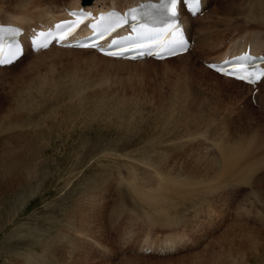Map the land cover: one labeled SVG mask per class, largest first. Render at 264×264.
<instances>
[{
	"label": "rangeland",
	"instance_id": "374dc122",
	"mask_svg": "<svg viewBox=\"0 0 264 264\" xmlns=\"http://www.w3.org/2000/svg\"><path fill=\"white\" fill-rule=\"evenodd\" d=\"M238 1L231 27L180 60L63 49L0 71V264H264V84L251 100L204 65L237 33L264 35V0ZM147 237L183 244L147 255Z\"/></svg>",
	"mask_w": 264,
	"mask_h": 264
},
{
	"label": "bare ground",
	"instance_id": "6f19581e",
	"mask_svg": "<svg viewBox=\"0 0 264 264\" xmlns=\"http://www.w3.org/2000/svg\"><path fill=\"white\" fill-rule=\"evenodd\" d=\"M23 1L27 6H30L31 10L30 11H35L37 10L38 11V14L37 16L35 17H31L32 15L31 14H26L25 16V12L24 11H21V10H18V14L17 15H12L10 16L9 19L7 20H2L4 23H13V24H17V25H20L22 27H24L25 29L29 30L31 29L33 26H36L38 25L39 23H44V24H49V23H52L53 21H56L57 19H61V18H64L65 17V14H64V10L66 7H69V8H80L81 7V1L82 0H78L76 2H73L71 1L70 3H68L67 5H56L54 6L52 1H47L46 4H41L42 1H39V0H21ZM43 1H46V0H43ZM109 0H97L95 2V6H103L105 8H110V7H115V8H118L120 10H123L124 8H126L127 6H129L130 4H132L133 2H137V1H140V0H112V2H108ZM213 0H204V5H205V14H204V18L203 19H196L198 21H200L204 27V30L201 28V26H199V29L202 30L201 31V34L198 36V38H200V42H199V39H197V46H196V39H195V34L193 33V22L195 21H192L191 18H188V17H185V23H186V30L190 36L191 39L194 40L195 42V47H199V46H203L205 47L208 43V39H210V35H213V28L215 27H219V26H224V27H231V24L236 21L235 19H232L230 16L234 13V9H235V6H238V5H241L243 3H240L241 1H238V0H228V3H224V5L220 6L219 9L217 10H213V11H206L207 10V6L209 4H211ZM217 2H221L219 0H217ZM224 2V1H223ZM62 3V2H60ZM222 4V3H221ZM2 10V8L0 7V11ZM215 13H219L222 15V17L220 18L219 16L217 17V15H215ZM29 16V17H28ZM230 17V18H229ZM29 18V19H28ZM224 18L226 20H224ZM195 19V18H194ZM207 19H210L207 21ZM206 20V21H205ZM225 23V25L223 24ZM243 26H245V23L243 24ZM192 28V29H191ZM241 29V27H240ZM218 30V29H217ZM215 31V29H214ZM239 31V29H238ZM236 31V32H238ZM218 32V31H217ZM216 32V33H217ZM236 32H232V33H236ZM215 34V36H217V34ZM203 34V36H202ZM224 34L221 33L220 35H218V39L220 38H223ZM230 34L227 35V37L229 36ZM236 37L233 38V42H232V47L229 48V50L231 49L232 51H227L223 54H221L217 60L221 59L222 57H225L226 55H228L229 53H232V54H235V53H238L240 52L241 50H243L248 44H251L252 48H253V51L255 53H263L264 51L262 49L263 48V45H259L256 41L257 40H262V37H264V35L261 34V31L260 32H254V31H251L250 29L244 31V32H240L239 34L237 33L235 35ZM214 37V36H213ZM226 37V38H227ZM212 38V37H211ZM225 38V39H226ZM237 38V39H236ZM236 39V40H235ZM227 40V39H226ZM238 40V41H237ZM225 42V41H224ZM206 43V44H205ZM205 44V45H204ZM209 45V44H208ZM207 45V46H208ZM217 45L219 47H221L222 45V42L220 44V42L217 43ZM224 45V44H223ZM194 49L189 52L188 54L194 52ZM212 49V48H211ZM218 49V48H217ZM53 50H63V49H60V48H54V49H51L49 52L53 51ZM70 49H64L63 51H69ZM70 51H75V50H70ZM79 52H82L84 54H91L93 57H96L97 59H101V60H106V61H110V62H115L114 60H111V59H106L104 57H100L99 55L97 54H94L92 51H79ZM94 55H93V54ZM44 54L43 53H39L37 54L36 56H40ZM186 54V55H188ZM32 55H35V54H31ZM186 56L183 55V56H179L177 58H173V59H170V60H166L168 61L167 63L171 62V61H174V60H180V59H183L185 58ZM25 60V57L20 61V62H23ZM18 62V63H20ZM121 64H130V62H127V61H119ZM127 62V63H126ZM165 62V61H164ZM205 62H208V61H205ZM17 63V64H18ZM132 63V62H131ZM124 64V65H125ZM14 66V65H13ZM11 66V67H13ZM15 67V66H14ZM9 68V67H8ZM5 68L3 69H0V71L4 70ZM208 72L210 70H207ZM212 72V71H211ZM210 72V73H211ZM213 73V72H212ZM211 73V74H212ZM213 75V74H212ZM217 75V74H216ZM218 77V80L220 81H226V83H233L229 80H232V79H228V80H225L223 79L224 77H219V76H216ZM234 81V80H232ZM235 84L237 83H240V82H237V81H234ZM237 82V83H236ZM243 84V83H242ZM263 84H264V80L261 82V84L258 86L259 87H262L263 88ZM230 85V84H229ZM233 85V84H232ZM240 85V84H239ZM237 84V86H239ZM245 85V84H244ZM246 86V85H245ZM244 86V87H245ZM248 86V85H247ZM246 86V87H247ZM257 88V87H256ZM256 99V98H255ZM257 102H258V99H257ZM258 105V103H257ZM258 106H261V105H258ZM224 152H225V148H224ZM231 151L228 150L225 152V162L228 160V163L230 162H234L236 160V158H239L240 157V154L239 153H232L230 156H229V153ZM229 158V159H228ZM225 165V164H224ZM226 166V165H225ZM160 199V198H159ZM157 203L154 204V209L155 211L157 210L158 212L162 210V212H165L166 211V208L163 207L162 205L159 206V205H156ZM231 206V205H230ZM237 209V208H236ZM240 209V208H238ZM240 213V212H239ZM238 221V220H237ZM236 221V222H237ZM178 241V242H177ZM174 239V238H168L164 241H160V240H152L150 237H147L145 240H144V243H145V246H148V248H151V249H156V250H159L161 252H165V253H169V252H174L175 250H177L178 247L182 246L183 244V240H178L177 239ZM142 247V246H141ZM144 249V247H143ZM169 251V252H168Z\"/></svg>",
	"mask_w": 264,
	"mask_h": 264
},
{
	"label": "snow or ice",
	"instance_id": "6c2138e0",
	"mask_svg": "<svg viewBox=\"0 0 264 264\" xmlns=\"http://www.w3.org/2000/svg\"><path fill=\"white\" fill-rule=\"evenodd\" d=\"M183 4L187 7L188 11L195 15L200 9L199 5L201 0H162L160 5H149V7L155 8L157 10V17H163V19L157 20V17H153L157 20V27L162 29V31H157L155 27L146 28L143 23H141L136 16V9L131 10L130 19L134 22L132 23V29L137 32L138 37L143 38L149 44V53L151 54V46L155 44L162 50L167 51L169 54H176V50L181 51L186 50V41L183 39L182 34H180V13L177 11V6ZM81 15H91L89 13H81ZM129 22L128 18L122 20H116L115 24L112 26L111 30H115L116 27H121ZM58 28L63 27V25H57ZM69 27H72L71 25ZM22 32L21 29L16 27L5 28L0 25V41L7 40L9 44L16 41V37ZM61 39H67V36H62ZM114 44L119 43V41H113ZM95 46V45H93ZM130 50V49H129ZM108 55H113L112 52L106 53ZM123 55V52L119 53ZM143 53H141L142 55ZM161 55L162 53H156ZM18 58V57H16ZM12 59L4 60L0 59V65L11 64ZM231 74V73H229ZM237 78L243 80L244 76H238ZM249 83L254 82L249 79Z\"/></svg>",
	"mask_w": 264,
	"mask_h": 264
}]
</instances>
